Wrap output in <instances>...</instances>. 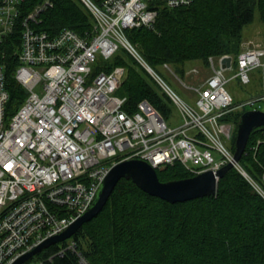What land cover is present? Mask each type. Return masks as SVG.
Instances as JSON below:
<instances>
[{"label":"built area","instance_id":"2783aa9c","mask_svg":"<svg viewBox=\"0 0 264 264\" xmlns=\"http://www.w3.org/2000/svg\"><path fill=\"white\" fill-rule=\"evenodd\" d=\"M82 1L96 19L85 37L70 28L56 35L38 28L41 13L52 5L49 0L28 14L26 0H0V264H12L78 220L121 160L141 158L156 169L180 162L194 174L211 170L216 176L232 162L243 172L230 146L236 124L224 118L234 109L264 110V89L236 103L227 88V72L237 70L234 76L247 84L252 69H264V47L247 46L236 59L230 54L211 56L202 83L183 82L198 93L197 108L148 63L127 35L132 26L154 27L155 0ZM161 1L178 7L193 0ZM16 34L21 38L15 50L20 62L16 78L29 95L8 119L4 59ZM121 48L167 93L179 124L173 125L175 112L166 119L148 102H140L135 111L124 108L127 97L117 90L125 66L94 73L99 53L109 59ZM227 56H232L231 65L223 66ZM69 247L76 249L75 242ZM79 256L81 264H91Z\"/></svg>","mask_w":264,"mask_h":264},{"label":"trees","instance_id":"16d2710c","mask_svg":"<svg viewBox=\"0 0 264 264\" xmlns=\"http://www.w3.org/2000/svg\"><path fill=\"white\" fill-rule=\"evenodd\" d=\"M45 1L26 0L24 14ZM49 1L52 5L41 13L40 30L56 35L70 28L84 37L93 31L95 16L82 0ZM151 5L158 10L154 27L132 26L126 32L157 72L168 63L187 75L192 61H201L205 68H200L206 71L211 56L230 54L236 59L246 48L244 28L254 22L256 13L264 23V0H193L178 7L155 0ZM13 41L4 59L8 119L29 95L15 73L20 64L15 54L19 34ZM116 66L127 70L117 90L127 97L125 109L135 111L140 102H148L166 119L173 115L170 97L125 48L107 61L97 60L94 73L110 72ZM241 114V109H234L224 118L236 124L230 142L234 151ZM240 162L249 177L233 167L219 179L216 195L186 201H168L122 177L95 217L71 238L32 259L81 264L82 253L91 264H264V128L252 131ZM157 172L162 181L195 175L180 162ZM72 242L76 249L69 247Z\"/></svg>","mask_w":264,"mask_h":264},{"label":"water","instance_id":"95a60500","mask_svg":"<svg viewBox=\"0 0 264 264\" xmlns=\"http://www.w3.org/2000/svg\"><path fill=\"white\" fill-rule=\"evenodd\" d=\"M231 60L232 56L225 57L222 60L223 66H230ZM257 128H264V110H244L237 125L235 161L240 162L250 135ZM233 167L234 164L232 162L223 166L217 173L218 178L214 172L208 170L186 178L162 181L159 178L157 169L148 161L141 158L121 160L113 165L104 179L94 203L78 220L63 232L47 238L32 250L21 255L12 264H24L52 244L71 238L86 221L95 217L102 210L122 177L131 179L141 189L152 195L162 197L171 202H178L207 195H216L219 179Z\"/></svg>","mask_w":264,"mask_h":264},{"label":"rangeland","instance_id":"374dc122","mask_svg":"<svg viewBox=\"0 0 264 264\" xmlns=\"http://www.w3.org/2000/svg\"><path fill=\"white\" fill-rule=\"evenodd\" d=\"M244 34L247 46H258L264 47V23L260 20L259 13H256V17L253 23L247 25L244 28ZM107 61L101 53L98 54V62ZM205 65L201 61H192L188 64L187 70L189 73H192V70L200 69V72L197 74H189L187 71L185 74L179 73L175 70L173 66L170 65V68L165 65L160 66L159 73L165 78V80L185 99H188L189 102L195 107H199L197 104L198 93L195 92L191 87H186L184 83L189 85H198L205 80L207 70L200 68ZM206 68H209L206 67ZM237 70L227 72V75L230 77L229 82L227 83V88L233 94L236 101H247L250 97L259 94L264 89V75L263 67H256L251 70V82L244 84L242 83L240 77L234 76ZM195 73V72H194ZM184 82V83H183ZM243 112L244 109H241ZM179 113L175 111L173 118L174 124L177 125L180 123L178 119ZM237 132V129H236ZM28 264H44L41 260L34 258Z\"/></svg>","mask_w":264,"mask_h":264},{"label":"bare ground","instance_id":"6f19581e","mask_svg":"<svg viewBox=\"0 0 264 264\" xmlns=\"http://www.w3.org/2000/svg\"><path fill=\"white\" fill-rule=\"evenodd\" d=\"M243 173H244L246 176L249 177V174H248V172H247L246 170H243Z\"/></svg>","mask_w":264,"mask_h":264}]
</instances>
